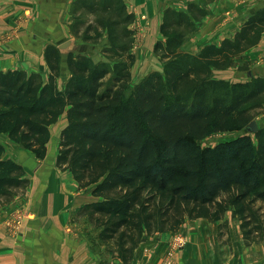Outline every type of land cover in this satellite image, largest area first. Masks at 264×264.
<instances>
[{"label": "trees", "instance_id": "trees-1", "mask_svg": "<svg viewBox=\"0 0 264 264\" xmlns=\"http://www.w3.org/2000/svg\"><path fill=\"white\" fill-rule=\"evenodd\" d=\"M89 11L115 16L99 19L109 41L104 51L117 60L112 77L105 61L45 47L47 78L37 71L0 69V132L38 156L46 153L50 125L66 112L56 164L68 169L81 186H92L100 198L79 212L98 228V237L123 262L144 234L176 230L185 218L216 220L233 209L244 242L264 240V126L252 133L202 147L199 140L214 131L245 129L264 108V76L245 84L212 76L258 43L264 33V7L248 16L233 38L203 45L197 53L180 49L183 23L189 16L170 7L154 50L164 59V73L152 70L125 94L135 59L131 51L134 15L122 0H75ZM194 16L204 9L188 5ZM122 25V26H120ZM85 38L96 40L102 31ZM68 75L63 87L62 64ZM172 96V97H170ZM0 205L28 182L24 166L1 156Z\"/></svg>", "mask_w": 264, "mask_h": 264}, {"label": "crops", "instance_id": "crops-1", "mask_svg": "<svg viewBox=\"0 0 264 264\" xmlns=\"http://www.w3.org/2000/svg\"><path fill=\"white\" fill-rule=\"evenodd\" d=\"M71 1L0 0V69L21 68L39 73L41 70V75L47 78L45 47L62 41L58 31L64 26L59 20L69 11ZM123 2L129 12L135 13L137 20L142 12L148 17L154 16L150 28L153 27L151 32L156 31L165 7L164 0ZM154 41L155 36L149 35L144 44L150 56ZM237 58L252 64L249 69L252 75L249 70L246 72L249 77L264 76V33L258 43ZM231 66L233 64L223 68L225 71L217 77L237 79L243 76ZM65 69L63 63L62 81H65ZM64 81L58 82L59 87H63ZM62 115L65 125L66 112ZM7 137L6 141L0 139L4 147L1 156L21 163L28 182L13 198L0 205V264H264L260 257L247 254L253 243L244 242L241 229L229 231L225 235L227 239H221L218 227L223 219L209 221L205 217L195 218L176 230L144 234L129 262L106 255L98 228L86 214L79 212L84 203L100 198L92 193L91 185L81 186L68 169L56 164V155L44 163L37 162L36 156L29 162L22 160L19 150L10 151L11 140ZM17 210H23L24 217L13 229L7 221ZM179 237L183 239L181 246L176 245ZM231 247L233 251H228Z\"/></svg>", "mask_w": 264, "mask_h": 264}, {"label": "rangeland", "instance_id": "rangeland-1", "mask_svg": "<svg viewBox=\"0 0 264 264\" xmlns=\"http://www.w3.org/2000/svg\"><path fill=\"white\" fill-rule=\"evenodd\" d=\"M74 1L75 0L71 1V4L69 5V11L63 14V19L59 20V22L62 23L64 26L62 29L60 28V31H58L59 40H64L66 39V37H74L77 47L71 51L75 53L82 52L88 55L94 62L105 61V63H107L109 73L103 79V83L101 86V89H103L104 86L108 84L111 80V77L113 75L112 65L113 62L117 60V58L108 55L104 51V49L108 46L109 41L107 38L106 30L101 28L100 24H98V20H105L108 16H115L117 11L114 8L108 11H89L79 6H76V8H74ZM164 3L165 7L163 8V14L164 10L167 7H170L175 11H182L186 13L191 19V23L184 22L182 25L185 34L183 37V41L180 45V49L188 51L192 54L197 53L203 45H206L208 43H220L223 38H233L236 32L241 28L242 24L248 18V16L254 13L256 10L264 7V0H164ZM189 4H194L195 6L201 7L202 9H204L205 13H203L202 15L194 16L192 13L193 11L188 10ZM130 12L133 13L134 18L132 22L128 23L126 26L133 29L134 40L131 51L134 53V56L137 51L138 53L136 54L138 56H135V59L131 65V79L128 88L125 91V94H128L132 89L133 85L139 80H141L144 76H146L148 72L156 70L160 73H164L165 63L164 59L161 58L159 54H157L154 50L156 42L165 38V35L160 30V24L162 23L163 14L161 13V20L159 21L156 27V31L151 32L153 27L150 28V21H152L154 16L148 17L146 12H142L140 13L141 15L137 20L135 13L132 11ZM89 24L93 27H97L98 30L102 31L101 36H99L98 39L90 40L85 38V33H89L90 35H94L95 33L96 28L86 30ZM152 33L154 34L152 35ZM149 35L155 36V41L151 50V56L149 52H146L144 49V44H146V40ZM207 40H213V42ZM53 44H55V42ZM140 44H142L141 48ZM251 66V63L243 61L240 62L239 59H236L235 57L233 60V66L231 67L235 68L234 70L237 74L243 73V76L240 78L238 77L237 79L233 77L228 80L231 82H238L240 84L248 83L249 81H251V77H249L246 72L251 68ZM224 71L225 69L223 68H214L212 70V76L219 78L220 76L217 77V74ZM41 72L42 71L40 70V74ZM67 72L68 70L66 68L65 76H67ZM42 77L46 78L44 76ZM63 81L61 80V77L58 78L59 84H62ZM62 117L63 115L61 114L58 119L50 125V138L46 144V153L44 156L41 157L36 155L33 151L24 148L20 143L15 142L11 139V141L8 140L11 143L9 145L10 151L16 152L17 150H19V156L22 158V160H25L26 162H29L31 158L35 156L37 157V162L44 163L46 161H49L51 159V156L56 155L57 152L60 131L64 125ZM255 119L257 120L259 127L264 126V108L260 110ZM245 132L249 131L246 128L214 131L209 135L201 138L199 140V143L202 147H205L208 145H213L219 141L233 138ZM0 133V139L6 141L8 137L6 134H3L5 132ZM252 135L257 148L258 139L254 133H252ZM21 212L22 216H20ZM23 217L24 211L17 210L14 213L13 218L7 221V224L14 229L19 226ZM197 218L201 217H196V219ZM221 218L223 220L219 222L218 227L221 231V239H227L225 236L227 232H237V229H241V220L236 214H234L233 209L226 210ZM193 219L195 218H185L184 221L180 224V226L185 225L187 223H191ZM192 226H194V224H192L191 227ZM104 246V253L106 255H111V257L118 258L111 254V252L108 250L107 244L104 243ZM228 251H233V247H231V249H229ZM247 254L250 257L258 256L264 260V240L260 242H254L252 247H250V249L248 250ZM170 262L172 263V261Z\"/></svg>", "mask_w": 264, "mask_h": 264}, {"label": "water", "instance_id": "water-1", "mask_svg": "<svg viewBox=\"0 0 264 264\" xmlns=\"http://www.w3.org/2000/svg\"><path fill=\"white\" fill-rule=\"evenodd\" d=\"M59 50L61 51L62 55H66L67 52L71 51L72 49L76 48V41L74 37H69L57 44ZM249 74L252 75V72L249 70ZM248 131L255 133L259 129V124L256 119H252L245 127Z\"/></svg>", "mask_w": 264, "mask_h": 264}, {"label": "built area", "instance_id": "built-area-1", "mask_svg": "<svg viewBox=\"0 0 264 264\" xmlns=\"http://www.w3.org/2000/svg\"><path fill=\"white\" fill-rule=\"evenodd\" d=\"M20 216H22V212L20 213ZM178 241H177V246H180V243H181V245H182V243H183V239H182V237H179L178 239H177ZM170 262V261H169Z\"/></svg>", "mask_w": 264, "mask_h": 264}]
</instances>
